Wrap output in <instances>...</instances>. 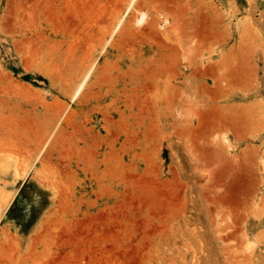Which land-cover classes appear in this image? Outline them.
<instances>
[{
  "label": "rangeland",
  "instance_id": "rangeland-1",
  "mask_svg": "<svg viewBox=\"0 0 264 264\" xmlns=\"http://www.w3.org/2000/svg\"><path fill=\"white\" fill-rule=\"evenodd\" d=\"M22 1L0 264H264V0Z\"/></svg>",
  "mask_w": 264,
  "mask_h": 264
},
{
  "label": "bare ground",
  "instance_id": "bare-ground-1",
  "mask_svg": "<svg viewBox=\"0 0 264 264\" xmlns=\"http://www.w3.org/2000/svg\"><path fill=\"white\" fill-rule=\"evenodd\" d=\"M21 1V0H20ZM25 1V0H24ZM24 1H22V2H24ZM30 1V0H29ZM136 0H129V3L127 4V9L129 10L131 7H132V5L134 4V2H135ZM14 2V1H13ZM18 2V1H17ZM15 4V3H14ZM26 4V3H25ZM30 4V3H29ZM28 5V4H27ZM29 7V6H28ZM18 8H21V7H18ZM24 8V7H23ZM26 8H27V6H26ZM31 8H32V6H31ZM33 8H34V6H33ZM12 9V8H11ZM16 10H18V12H20V10L19 9H16ZM25 10H27V9H25ZM33 10V9H32ZM14 10H12V12H13ZM12 12L11 13H9V14H12ZM18 12H15L16 14L18 13ZM6 13V12H5ZM14 13V12H13ZM23 15H22V14ZM16 14H14V16L16 15ZM27 14H28V16H27ZM27 14H25V16H26V18H29V13H27ZM7 15H8V13H7ZM18 15H19V13H18ZM20 15L21 16H23V20H22V22H23V24L22 25H24V24H26V23H24V21H26L27 22V20H29V19H27V20H25L24 19V13L23 12H20ZM17 16V15H16ZM3 18H5V20H6V16H4ZM1 19V22H0V29L2 28V30H0V31H3V33H6V32H9V33H11V35H7V36H10V39L11 40H13V41H15L16 40V42L19 44V42H20V46L22 45V44H26V42L25 41H23L22 40V36H24V35H22V33H24L25 34V32L27 33V32H29V31H25L24 29H22L23 31H25V32H22L21 30H20V33H18V35H16L14 32H12V28H14V26L16 25L17 26V23L14 21V23H12L11 25L9 24V22H7V21H5L4 19ZM7 19H9V18H7ZM13 19V18H12ZM15 19V18H14ZM144 19H145V16L144 15H140L139 17H137V19H136V23H137V25L138 24H141L143 21H144ZM19 20L21 21V19L19 18ZM9 21V20H8ZM17 21H18V19H17ZM5 22V23H4ZM10 22H12V21H10ZM19 24V23H18ZM27 24H28V22H27ZM27 24L26 25H24V26H27ZM142 25V24H141ZM15 26V28H17ZM18 27H19V29H21L20 27L21 26H19L18 25ZM29 27V26H28ZM14 28V29H15ZM19 29H16L17 30V32H19ZM26 30H27V28H25ZM30 30V29H29ZM14 31V30H13ZM2 33V32H1ZM112 33H113V30H112V32L109 34V38L112 36ZM36 34V33H35ZM4 35H6V34H4ZM33 35V34H32ZM39 35V34H38ZM43 35V34H42ZM43 37V36H42ZM31 39L33 38V36L32 37H30ZM39 38V37H38ZM25 39V38H24ZM27 39H29V38H27ZM27 39H26V41H27ZM37 39V38H36ZM35 40V39H34ZM33 40V41H34ZM33 41H31L30 40V42H33ZM25 42V43H24ZM28 42H29V40H28ZM27 42V43H28ZM36 42V41H35ZM38 42V41H37ZM12 44H13V42H12ZM31 44V43H30ZM14 45H15V43H14ZM14 45H12V49H14L13 48V46ZM17 45V44H16ZM34 45H36V43L34 44ZM19 46V45H18ZM18 46H17V48H15L14 50V52L15 53H19V54H22L21 52H24V50L23 51H21V49H19L18 48ZM24 46H26V45H23V47ZM27 46H29V44H27ZM22 47V46H21ZM22 47V48H23ZM25 48V47H24ZM23 48V49H24ZM30 48H31V46H30ZM26 49V48H25ZM27 49H29L28 47H27ZM26 49V50H27ZM35 49V48H34ZM32 49H30V51H31ZM36 51V50H35ZM34 51V52H35ZM27 52V54L28 53H31V52H29V50L28 51H26ZM24 54H26L25 52H24ZM91 69H92V66L88 69V72H86L85 74H84V76L82 77V79L80 80V82H79V84L76 86V88L74 89V91H73V93H72V95H71V97H72V99H76V97L80 94V92L82 91V89H83V86H84V84L86 83V81H87V78H88V76H89V73H90V71H91ZM1 80V79H0ZM71 99V100H72ZM73 101V100H72ZM49 140V139H48ZM46 141H47V139H46ZM42 149V148H41ZM44 149V148H43Z\"/></svg>",
  "mask_w": 264,
  "mask_h": 264
}]
</instances>
